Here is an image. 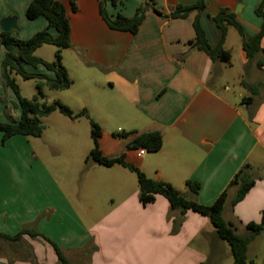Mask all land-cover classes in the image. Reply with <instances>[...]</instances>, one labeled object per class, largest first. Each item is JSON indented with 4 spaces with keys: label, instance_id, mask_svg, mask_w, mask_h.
Segmentation results:
<instances>
[{
    "label": "crops",
    "instance_id": "obj_1",
    "mask_svg": "<svg viewBox=\"0 0 264 264\" xmlns=\"http://www.w3.org/2000/svg\"><path fill=\"white\" fill-rule=\"evenodd\" d=\"M31 1L0 0V22L15 17L24 32L20 39L47 29L44 18H26ZM57 1L66 7L70 21L68 51L75 52L77 69L85 73L78 91L79 108L86 109L91 91L109 89L114 91L111 106L125 116L124 129L163 136L160 151L139 155V150L126 149L127 140L115 149L105 147L102 135L99 146L103 155L124 154L125 161L148 178L170 184L204 206H211L247 165L254 185L235 205L237 189H228L224 219L242 236L248 233L247 225L262 224L264 68L257 61L264 56L258 54L250 61L241 36L235 28H228L224 50L231 54L232 45H237L244 67L250 68L247 78H240L239 89L229 83L232 62H214L192 44L195 20L211 48L220 44L223 33L214 18L225 10L235 15L245 39L251 41L262 30L263 20L256 15L262 0H203L202 10L196 8L200 0L108 3L105 7L110 16H143L136 34L111 30L100 14L99 0H78L76 12L69 0ZM239 4L242 9L236 14ZM179 8L182 17L172 18ZM261 47L264 50V37ZM5 53L0 43V120L18 121L21 110L2 80ZM36 71L53 77L43 67ZM95 77V83L87 84ZM92 85L97 89L91 90ZM118 170L127 169L110 168L117 180L112 186L114 196L100 209L85 195L93 192L94 198L95 193L100 194L98 171L76 181L65 168L44 163L23 136L3 144L0 135V235L14 237L24 230L38 235L0 240V264H58L52 244L64 252L70 264H208V253L220 242L209 219L192 211L173 210L162 196L143 206L132 177ZM115 171L124 177L120 182ZM187 181L199 185L196 194L187 188ZM261 238L264 231L248 249V258L255 264L259 259L264 264V246L257 245Z\"/></svg>",
    "mask_w": 264,
    "mask_h": 264
},
{
    "label": "trees",
    "instance_id": "obj_2",
    "mask_svg": "<svg viewBox=\"0 0 264 264\" xmlns=\"http://www.w3.org/2000/svg\"><path fill=\"white\" fill-rule=\"evenodd\" d=\"M69 1L72 11L76 12L78 0ZM108 3L116 6L118 0H99L100 14L108 27L114 31L136 34L143 16L139 14L133 18H127L122 14H118L115 17L110 16L105 7ZM204 6V1L200 0L196 8L202 10ZM181 10V8L177 9L171 14V17H182L180 15ZM256 15L262 18L263 26L261 32L251 41L245 39L243 29L236 22L235 15L225 10L214 18L223 33L220 44L216 48L209 46L198 20H195L193 25L196 37L195 42L192 44L194 48L205 52L212 61L229 64L231 62V54L224 50L223 43L228 28L233 27L242 38L243 50L247 58L253 61L258 54L264 56V50L261 47V42L264 37V0L261 1L260 6L257 8ZM40 17L47 21V29L34 34L28 40H20L14 36V33L0 32V43L6 51L1 64L3 84L6 88L12 90L21 110L18 121L2 122L0 120V134H2L3 144L15 136L40 138L44 130L40 119L48 117L55 112H59L71 121H76L80 118L89 119L86 109L75 113L58 100L43 103L39 101V98L44 97L45 88L65 91L72 86L68 72L62 65L63 51L71 48V27L67 9L57 0H32L26 9V18L28 20H35ZM51 30L55 34H52ZM44 45H52L56 48L55 61L46 62L35 56L36 51ZM257 66L264 68V57L257 61ZM26 67L34 70L43 67L47 72L52 73L53 77L42 73L29 72ZM15 74L20 75L25 80H35L38 96L32 99L22 97L19 86L13 77ZM246 100L251 101V98H247ZM90 124L94 148L86 158L85 163L87 165L95 163L106 168H112L118 165L135 173L139 188V201L143 206L152 204L155 202L157 196H162L169 202L173 210H179L182 213L192 211L207 217L215 229L216 236L230 246L234 264H255L253 260L248 258V249L255 236L264 231V213L262 215L263 223L260 225L253 223L247 225L246 229L248 233L244 236L237 234L235 227L224 219V208L227 202L228 189L234 187L237 189L236 196L233 200V204L235 205L245 198L254 185V180L248 173L247 165L236 174L227 190L211 206H204L196 201L187 199L170 184L148 178L139 168L127 163L124 154L114 158L104 156L99 146V140L103 132L97 123L90 121ZM115 136L128 141L126 145L127 150L145 149L147 153H155L163 147V136L159 132H121L115 134ZM186 186L194 194L199 190V185L193 181H187ZM23 234H28L32 237L38 236L35 232L29 233L24 230L14 237L0 235V240L18 241L22 238ZM52 246L55 250L58 264H70L64 252L57 245L52 244Z\"/></svg>",
    "mask_w": 264,
    "mask_h": 264
},
{
    "label": "rangeland",
    "instance_id": "obj_3",
    "mask_svg": "<svg viewBox=\"0 0 264 264\" xmlns=\"http://www.w3.org/2000/svg\"><path fill=\"white\" fill-rule=\"evenodd\" d=\"M19 28L21 29V32H19L17 35L18 39H20V36L24 34L22 28ZM33 35L34 34L26 39L20 40H28ZM235 36L237 37V34ZM55 54L56 48L54 46L44 45L36 51L35 56L39 58L41 57V59L44 61H55ZM231 55L233 68L228 70L229 83L240 89L239 80H243L244 77L247 78L250 68L247 66L244 67L239 54V47L235 44L232 45ZM75 57H77L75 52L65 50L62 53V65L64 64L69 70V79L72 82V86L65 91L49 90L45 88L44 97L39 98L41 103L58 100L65 104L63 102L64 100L73 108L71 109L69 105H65L75 113H78L84 109L79 108L77 99H79L78 91L80 90V86L83 82L81 81L82 75L85 73L83 71H78L74 60ZM27 70L29 72H37L36 70L29 67H27ZM13 77L19 86L22 97L32 99L38 96L35 80H25L20 75L16 74ZM95 79L90 81V83L88 82L87 84L90 85L91 83H95L97 78L95 77ZM90 89L95 90L97 88H94L92 85ZM91 92L92 95L85 100L88 101L86 110L88 112L89 119L80 118L76 121H71L69 118L63 116L59 112H55L48 117L40 119V123L44 127L42 136L40 138H24L26 139L27 143H29L30 148L35 150L44 163H46L48 166L58 165L59 167L65 168L67 175L74 178L76 181H80L82 178L84 179L86 175L88 177L89 173L92 175L95 171H98L99 177L102 179V189L100 194L95 193L94 198H92L93 192H89V194L85 195L89 201L97 202V205L101 209L103 206H105L104 203L108 202L110 198L114 196L112 186L117 183V180L111 174L110 168H106L95 163H90L88 165L85 163L87 156L94 148V143L91 136L90 121H93L100 126L103 132L102 141L104 140V143H106L105 147L111 149H115V145H119L121 147L124 143V139L116 137L115 134L121 133L123 131L128 132V129H124L127 128L124 127L126 126V120L124 115H122V117L120 116L118 112L120 109L118 107L111 106L112 100L110 99V95L113 94L114 91H110L109 89H101L99 91ZM95 93L97 96H95ZM244 93L247 96L248 93L245 91ZM13 121L16 120H14V118H9L8 120V122ZM118 171H125L127 175L132 177L135 187L136 185L138 186L135 173L129 170ZM116 175H120V173L116 172ZM120 178L124 177L120 175L118 177L119 182ZM218 240L220 239L218 238ZM257 245L263 247L264 238L259 239L257 241ZM208 254V264H234L230 246L221 240L217 245H215L213 251L209 252ZM256 264H263L262 260L259 259Z\"/></svg>",
    "mask_w": 264,
    "mask_h": 264
},
{
    "label": "water",
    "instance_id": "obj_4",
    "mask_svg": "<svg viewBox=\"0 0 264 264\" xmlns=\"http://www.w3.org/2000/svg\"><path fill=\"white\" fill-rule=\"evenodd\" d=\"M242 9V5L239 4L235 10V13L238 14ZM0 29L4 33H18L20 28L17 24V19L15 17H6L0 22Z\"/></svg>",
    "mask_w": 264,
    "mask_h": 264
},
{
    "label": "built area",
    "instance_id": "obj_5",
    "mask_svg": "<svg viewBox=\"0 0 264 264\" xmlns=\"http://www.w3.org/2000/svg\"><path fill=\"white\" fill-rule=\"evenodd\" d=\"M145 152H146L145 149H140V150H139V155H143Z\"/></svg>",
    "mask_w": 264,
    "mask_h": 264
}]
</instances>
